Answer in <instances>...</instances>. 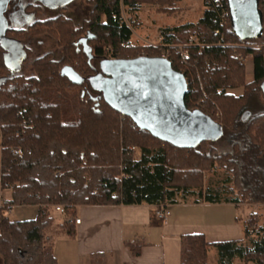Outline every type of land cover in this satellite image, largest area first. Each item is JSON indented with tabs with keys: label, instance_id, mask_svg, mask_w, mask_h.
Segmentation results:
<instances>
[{
	"label": "trees",
	"instance_id": "obj_1",
	"mask_svg": "<svg viewBox=\"0 0 264 264\" xmlns=\"http://www.w3.org/2000/svg\"><path fill=\"white\" fill-rule=\"evenodd\" d=\"M180 1L86 0L87 16L80 23L63 14L36 19L40 6L28 4L26 10L35 18L24 28L6 30L7 37L21 43L27 36L47 35L61 56L46 52L35 57L34 74L23 76L5 65L0 45V186L10 190L0 207L3 264H57L53 238L46 234L56 205L65 211L60 229L73 237L68 217L74 219L79 205L167 207L179 202L178 194L183 200L196 190L200 201L208 203H264V36L260 41L240 38L231 27L226 0H221L204 6L195 23L163 28L161 44L131 43L134 21L123 18V7L156 5L170 13ZM257 7L264 31V0H257ZM178 46L186 49V57ZM165 50L172 68L186 79L185 106L217 123L222 133L216 139L226 136L230 150L218 151L216 139L192 148L173 146L138 128L101 93H89L90 78L105 60L162 56ZM240 57L252 59L248 83ZM239 86L241 95L228 92ZM253 101L260 107L255 113ZM247 110L250 116L241 120ZM18 149L19 154L14 152ZM216 166L226 171L231 186L204 190L203 173ZM15 205H37L36 216L10 220L4 210ZM243 235L242 240L213 243L203 234L182 235L180 264H208L209 248L215 249L218 264H233L234 259L264 264V226H258L256 214L243 223ZM125 245L134 255L140 251L138 240ZM90 264H108L106 253H92Z\"/></svg>",
	"mask_w": 264,
	"mask_h": 264
},
{
	"label": "crops",
	"instance_id": "obj_2",
	"mask_svg": "<svg viewBox=\"0 0 264 264\" xmlns=\"http://www.w3.org/2000/svg\"><path fill=\"white\" fill-rule=\"evenodd\" d=\"M48 6L58 7L54 3ZM9 191L0 186V198L9 199ZM241 207L231 203L179 201L167 205V218L162 223L155 217L157 205H79L75 207L74 218L80 222H73V237L63 230L48 235L53 238L57 264H90V255L95 252L106 253L108 264H180L182 235L203 234L208 243L242 240L245 217L238 213ZM10 210L6 214L10 220H30L36 216L37 205H15ZM136 240L141 246L134 255L125 242Z\"/></svg>",
	"mask_w": 264,
	"mask_h": 264
},
{
	"label": "water",
	"instance_id": "obj_3",
	"mask_svg": "<svg viewBox=\"0 0 264 264\" xmlns=\"http://www.w3.org/2000/svg\"><path fill=\"white\" fill-rule=\"evenodd\" d=\"M9 1L0 0V45L5 51V65L14 72L19 70L26 51L20 41L6 36L9 25L4 11ZM226 3L231 27L240 38L262 36V12L257 0H226ZM100 68L103 75L96 84L104 101L154 137L176 147L192 148L221 135L220 126L208 115L185 106L186 79L172 68L168 58L144 55L112 58L100 63ZM261 88L264 93V81ZM250 114L248 110L243 112L241 120Z\"/></svg>",
	"mask_w": 264,
	"mask_h": 264
},
{
	"label": "rangeland",
	"instance_id": "obj_4",
	"mask_svg": "<svg viewBox=\"0 0 264 264\" xmlns=\"http://www.w3.org/2000/svg\"><path fill=\"white\" fill-rule=\"evenodd\" d=\"M11 1V0H10ZM20 5H25L27 3L30 4H40L41 11L36 16V19H46L49 17H53L58 14H63L70 17L74 23H80L87 16V6L86 0H20L18 1ZM54 3L57 4L58 7L52 8L48 6V4ZM63 3H67L65 7H63ZM17 7H15L16 9ZM204 0H181L175 6L172 12H161L158 10L156 5H147L143 4L138 7H134L129 9L127 7H123V18L125 20L134 21L132 25V37L131 43L135 45H157L161 44L162 40L159 39V30H162L165 27H173L177 25H181L186 22L195 23L201 16L204 11ZM11 11L10 9L7 11ZM15 12H18L17 10ZM27 12V11H26ZM29 12V11H28ZM18 12V17L13 19V24L9 27L12 28H24L27 23H30L31 20H27L20 16ZM264 31L262 32V36L257 38V41L263 39ZM24 46L27 48L29 54L25 56L23 61L21 62L20 68L18 71H14L15 74H20L23 76H31L34 74L32 69V60L40 56L46 52H51L55 58H59L61 56L60 49L56 45L53 39H51L47 35H39V36H27L23 42ZM181 47V46H178ZM186 50V49H185ZM251 57H240V62L244 64L245 67V83H248L253 78L252 73V59ZM92 65L97 68L99 64L94 59H91ZM103 72H97L94 76H92L89 81L90 88L89 93L96 97L100 92L98 91V87L96 81L101 79ZM91 83H93L91 85ZM228 92L233 95L239 96L243 92V88L241 86L235 87L232 89H228ZM251 111L253 113L260 110V107L257 106L254 101L251 105ZM219 111L216 112L218 115ZM226 132V131H225ZM214 146L218 151L224 152L230 150V145L227 142L226 136H221L214 141ZM138 154V153H137ZM227 184L231 186L229 182V177L226 171L216 166L211 171H206L203 173V187L205 189H214L221 187ZM9 189V188H8ZM10 192V191H9ZM185 199L182 200L183 195L178 194V201H198L202 198L198 195L199 192L196 190L194 193H186ZM4 200V198H1ZM242 207L239 209L238 213L245 217L244 222H246L252 214H256L258 217V226H264V203H243L240 204ZM11 209V208H10ZM17 208L14 207L13 211H16ZM11 211V210H10ZM50 213L53 217V220L46 230V234L57 235L62 233L59 225L63 221L64 214L56 211L53 207L50 209ZM8 214V213H7ZM23 216H28V214L23 213ZM254 238H257V234H253ZM208 264H218L217 253L215 249H208ZM233 264H255L253 262L244 263L239 261L238 259H234Z\"/></svg>",
	"mask_w": 264,
	"mask_h": 264
},
{
	"label": "built area",
	"instance_id": "obj_5",
	"mask_svg": "<svg viewBox=\"0 0 264 264\" xmlns=\"http://www.w3.org/2000/svg\"><path fill=\"white\" fill-rule=\"evenodd\" d=\"M210 3L221 4V0H204V6H207ZM216 33H217V31H216ZM162 36H163L162 30H159V39L160 40H162ZM179 48H180V54H181V56H185L186 57L188 55L187 51L185 49H182L181 47H179ZM166 55H167V50H165V52H164V54L162 56L163 57H166ZM14 152L17 153V154H19L20 153V150L18 149V150H15ZM5 188H6V186H5ZM3 206H4L3 201L0 198V207H3ZM54 209L56 211L62 213V214H65L64 208L62 206H60V205H56L54 207ZM9 212H10V209L9 210H4V213L5 214H7ZM167 214H168V212H167L166 206L157 205V208L155 210V217L159 221H161L162 223H165L166 218H167ZM68 221L74 222L76 224V223H79L80 222V219H78V218H74L73 219L71 217H68Z\"/></svg>",
	"mask_w": 264,
	"mask_h": 264
},
{
	"label": "flooded vegetation",
	"instance_id": "obj_6",
	"mask_svg": "<svg viewBox=\"0 0 264 264\" xmlns=\"http://www.w3.org/2000/svg\"><path fill=\"white\" fill-rule=\"evenodd\" d=\"M18 1H20V0H11V1H9L8 4H7V8L4 11L5 18L7 20L8 25H10V26L13 24V19L18 17V12H20L19 13L20 14L19 17L23 16L26 19V21L27 20H33L35 18V15H34L33 11H29L28 12V10H26L27 5L30 4V3H27L25 5H20L18 3ZM35 5L40 6V4H35ZM10 7H11V11L7 12L10 9ZM15 7H17V8L15 9ZM16 10L18 12H15Z\"/></svg>",
	"mask_w": 264,
	"mask_h": 264
}]
</instances>
